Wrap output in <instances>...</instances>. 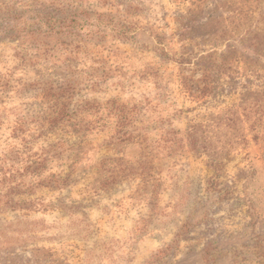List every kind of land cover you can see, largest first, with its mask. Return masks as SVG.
Returning <instances> with one entry per match:
<instances>
[{"label": "rangeland", "instance_id": "374dc122", "mask_svg": "<svg viewBox=\"0 0 264 264\" xmlns=\"http://www.w3.org/2000/svg\"><path fill=\"white\" fill-rule=\"evenodd\" d=\"M65 2L0 39V264H264V0Z\"/></svg>", "mask_w": 264, "mask_h": 264}, {"label": "trees", "instance_id": "16d2710c", "mask_svg": "<svg viewBox=\"0 0 264 264\" xmlns=\"http://www.w3.org/2000/svg\"><path fill=\"white\" fill-rule=\"evenodd\" d=\"M30 1L21 11L17 3L0 0V39L19 38L27 50L42 55L49 50V41L60 35L69 38L77 33V14L68 12L65 0ZM254 137L258 139L257 135Z\"/></svg>", "mask_w": 264, "mask_h": 264}]
</instances>
